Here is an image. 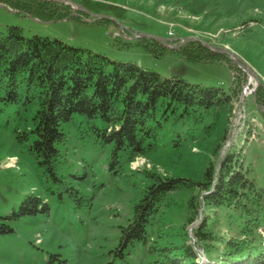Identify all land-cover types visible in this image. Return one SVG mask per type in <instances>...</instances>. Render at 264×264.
Returning <instances> with one entry per match:
<instances>
[{
    "label": "rangeland",
    "instance_id": "obj_1",
    "mask_svg": "<svg viewBox=\"0 0 264 264\" xmlns=\"http://www.w3.org/2000/svg\"><path fill=\"white\" fill-rule=\"evenodd\" d=\"M22 2L30 4L32 13L21 8ZM9 25L22 27L27 37L58 38L162 76L178 75L237 93L221 139V133H205L212 111L198 110L179 120L171 114L164 120L159 105L157 116L163 125L157 147L132 161L123 154L117 172L110 169L111 146L96 143L85 116L75 114L62 125L66 139L58 144L54 178L29 151L28 141L17 137L18 131L32 126L34 109L19 114L21 102H6L4 84L0 85V216L18 208L30 193L49 205L46 211L12 221L13 232L0 233V264H61L59 259L69 264L115 259L121 264L112 249L148 182L145 172L200 178L205 166L216 164L228 150L242 152L243 167L260 193L259 201L252 190L249 199L242 200L250 212L234 205H202L192 211L189 199L200 190L179 189L161 203L153 238L180 243L185 237L197 264H222L225 241L243 238L245 220L256 217V230L248 240L252 250H264V111L254 100L259 86H264V0H0V33ZM193 37L233 51L262 83L257 86L242 66ZM210 52L218 54L215 60L208 59ZM234 73L240 78L235 82ZM204 220L217 239H197L193 229ZM159 229L165 232L163 238L157 237ZM150 243L131 246L128 263L151 264L157 255L149 251Z\"/></svg>",
    "mask_w": 264,
    "mask_h": 264
},
{
    "label": "trees",
    "instance_id": "obj_2",
    "mask_svg": "<svg viewBox=\"0 0 264 264\" xmlns=\"http://www.w3.org/2000/svg\"><path fill=\"white\" fill-rule=\"evenodd\" d=\"M20 6L32 13L29 3L22 2ZM35 16L39 17L38 14ZM209 54L210 60L218 56L214 52ZM238 79L234 73L233 82ZM2 84L6 102H21L19 114L34 109L32 126L18 131L17 137L20 141H28L29 151L54 178L60 155L58 144L66 139L62 125L75 114L85 116L87 128L93 132L96 143L111 146L110 169L117 172L123 154L132 161L157 147L158 128L163 125L157 116L159 105H162L161 117L164 120L171 114L179 120L198 110L212 111L213 120L206 126L205 133H221V139L226 135L228 115L237 93L235 89L231 92L217 86L191 83L178 75L162 76L135 63L113 60L58 38L37 34L27 37L22 27L15 25L7 26L6 31L0 33ZM256 101L264 105V86H259ZM178 107H181L180 111H177ZM190 133L194 135L192 129ZM241 153L226 151L216 164L205 166L200 178L145 172L148 182L135 202L127 224L120 227L113 255L121 264H129L126 256L130 247L135 243L146 246L151 242L149 251L157 255L151 264H197L196 252L187 238L183 237L185 240L180 243L174 240L161 243L153 238L154 218L168 194L194 187L200 192L189 199L192 211L202 205L204 208L234 205L245 208L249 213L250 208L242 200H248V191L252 190L259 201L260 193L247 176ZM48 209L49 205L40 196L27 194L18 208L0 216V233L13 232L12 221ZM257 223L256 217L248 218L241 230L244 237L225 241L226 261L221 258L219 263L264 264V250H252L248 240ZM193 232L198 240L217 239L207 228L205 220ZM164 234L160 229L157 231L158 238H163ZM56 256L52 255V258ZM59 260L61 264H69L66 259ZM106 264L117 263L112 259Z\"/></svg>",
    "mask_w": 264,
    "mask_h": 264
},
{
    "label": "water",
    "instance_id": "obj_3",
    "mask_svg": "<svg viewBox=\"0 0 264 264\" xmlns=\"http://www.w3.org/2000/svg\"><path fill=\"white\" fill-rule=\"evenodd\" d=\"M159 39L164 41V38L160 37ZM193 39L200 41L202 44H204L206 47L210 48L214 52L227 55L233 62L242 66L247 72H249L255 78V80L257 82V86L262 83L259 75L251 67L247 66L246 62L241 57L237 56V54L234 53L233 51H231L230 49L223 47V46L218 47L214 44L206 42L204 39L199 38V37H193ZM254 100H255L256 105L258 106L255 95H254ZM261 109L264 111L263 105H261Z\"/></svg>",
    "mask_w": 264,
    "mask_h": 264
},
{
    "label": "bare ground",
    "instance_id": "obj_4",
    "mask_svg": "<svg viewBox=\"0 0 264 264\" xmlns=\"http://www.w3.org/2000/svg\"><path fill=\"white\" fill-rule=\"evenodd\" d=\"M246 92H248L247 89H246Z\"/></svg>",
    "mask_w": 264,
    "mask_h": 264
}]
</instances>
